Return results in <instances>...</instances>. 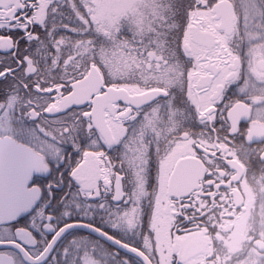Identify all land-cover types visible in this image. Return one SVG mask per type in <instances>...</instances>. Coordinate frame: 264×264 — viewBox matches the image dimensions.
<instances>
[{"label": "snow or ice", "instance_id": "1", "mask_svg": "<svg viewBox=\"0 0 264 264\" xmlns=\"http://www.w3.org/2000/svg\"><path fill=\"white\" fill-rule=\"evenodd\" d=\"M0 264H264V0H0Z\"/></svg>", "mask_w": 264, "mask_h": 264}]
</instances>
